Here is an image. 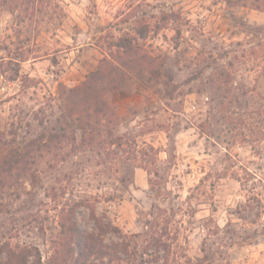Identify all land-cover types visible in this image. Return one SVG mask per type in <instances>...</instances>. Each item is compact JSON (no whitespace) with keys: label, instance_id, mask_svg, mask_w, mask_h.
<instances>
[{"label":"rangeland","instance_id":"rangeland-1","mask_svg":"<svg viewBox=\"0 0 264 264\" xmlns=\"http://www.w3.org/2000/svg\"><path fill=\"white\" fill-rule=\"evenodd\" d=\"M123 39L85 141L66 89ZM62 222L85 263L264 264V0H0V264H72Z\"/></svg>","mask_w":264,"mask_h":264},{"label":"trees","instance_id":"trees-1","mask_svg":"<svg viewBox=\"0 0 264 264\" xmlns=\"http://www.w3.org/2000/svg\"><path fill=\"white\" fill-rule=\"evenodd\" d=\"M139 36L141 38L145 37L142 33ZM115 46L119 51L110 53L109 58L103 57L96 68L86 75L80 86L66 89L65 98L67 102H64L62 120L65 123H69L70 119L73 120V118L77 117L81 121L79 129L84 135L83 140L85 141L86 128H90L91 118H94L95 122L100 124L101 116H108L110 113L113 114L109 97L114 91L119 90L120 87L110 83L114 80L112 75L115 74L117 77L128 67L126 57H150L145 54L137 56L138 47L131 39L119 40ZM148 61L151 64L152 60L149 59ZM102 81L105 83L101 86L100 83ZM115 81L117 80L115 79ZM76 102H79L78 106ZM74 106L77 107L73 109ZM80 113L84 114L83 119L85 120L80 119ZM91 141L92 136L89 135L87 143L90 144ZM60 226L61 230L63 232L65 231L67 235L69 234L70 239L74 241L76 256L72 264H93L85 263L83 260L91 256L102 257L105 254L101 248L97 247L99 235L83 233L73 224L66 225L65 222H62ZM4 250V247L1 246L0 252ZM6 253L8 259L7 264H26L25 258L27 254L29 255L28 250L25 249H6Z\"/></svg>","mask_w":264,"mask_h":264},{"label":"crops","instance_id":"crops-1","mask_svg":"<svg viewBox=\"0 0 264 264\" xmlns=\"http://www.w3.org/2000/svg\"><path fill=\"white\" fill-rule=\"evenodd\" d=\"M138 172V171H137ZM139 174H142L140 171H139Z\"/></svg>","mask_w":264,"mask_h":264}]
</instances>
